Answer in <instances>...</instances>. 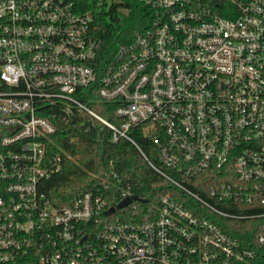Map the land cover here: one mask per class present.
Listing matches in <instances>:
<instances>
[{"label": "built area", "instance_id": "2783aa9c", "mask_svg": "<svg viewBox=\"0 0 264 264\" xmlns=\"http://www.w3.org/2000/svg\"><path fill=\"white\" fill-rule=\"evenodd\" d=\"M122 1L0 0V264H254L230 221L257 219L264 245V0H141L149 25L109 53L97 12ZM84 118L168 181L157 203L113 166L50 199L69 156L51 135Z\"/></svg>", "mask_w": 264, "mask_h": 264}, {"label": "trees", "instance_id": "16d2710c", "mask_svg": "<svg viewBox=\"0 0 264 264\" xmlns=\"http://www.w3.org/2000/svg\"><path fill=\"white\" fill-rule=\"evenodd\" d=\"M73 1L81 11L98 9L97 0ZM121 6L125 12H97L102 25L99 34L103 37L104 49L109 53H113L118 43L132 39L136 32L145 29L153 14L152 9L141 0H123ZM93 107L106 118L117 120L113 103H94ZM83 121L74 127L59 120L57 132L51 135L49 151L66 152L69 156L62 170L45 181L44 189L50 199L56 204L72 201L91 186V181L95 179L92 173L113 166L121 178L132 185L137 195L147 197L150 204L157 203L159 197L170 188L168 181L153 170L132 142L124 138L114 141L112 130L98 119L84 118ZM136 137L151 152L148 139L140 134H136ZM230 223L240 229L241 239L257 250L258 255L253 263L264 264V245H259L255 240L261 226L257 219L233 220Z\"/></svg>", "mask_w": 264, "mask_h": 264}, {"label": "water", "instance_id": "95a60500", "mask_svg": "<svg viewBox=\"0 0 264 264\" xmlns=\"http://www.w3.org/2000/svg\"><path fill=\"white\" fill-rule=\"evenodd\" d=\"M133 198L136 199V200L146 201L145 198H142L139 195H135ZM131 201H132V198L131 197H128V198L124 199L117 206L111 207L107 211V213L114 212L116 209H119V208H123V207L127 206L129 203H131Z\"/></svg>", "mask_w": 264, "mask_h": 264}]
</instances>
